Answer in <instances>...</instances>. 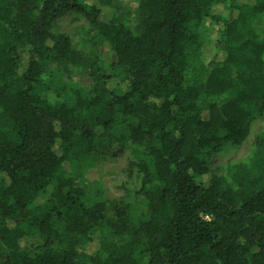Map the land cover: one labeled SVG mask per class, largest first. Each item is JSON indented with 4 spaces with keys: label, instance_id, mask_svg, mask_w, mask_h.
Returning <instances> with one entry per match:
<instances>
[{
    "label": "trees",
    "instance_id": "trees-1",
    "mask_svg": "<svg viewBox=\"0 0 264 264\" xmlns=\"http://www.w3.org/2000/svg\"><path fill=\"white\" fill-rule=\"evenodd\" d=\"M115 1L0 0V264H264V136L232 183L208 162L222 142L243 144L253 109L264 116V34L250 28L264 0H138L133 23L101 21ZM69 12L89 19L110 63L57 30ZM84 67L89 96L54 79ZM96 140L127 155L129 185L87 206L62 175Z\"/></svg>",
    "mask_w": 264,
    "mask_h": 264
},
{
    "label": "rangeland",
    "instance_id": "rangeland-1",
    "mask_svg": "<svg viewBox=\"0 0 264 264\" xmlns=\"http://www.w3.org/2000/svg\"><path fill=\"white\" fill-rule=\"evenodd\" d=\"M82 2V0H79ZM90 4H95L96 0H87ZM138 0H117L114 5L100 6L99 19L103 22H128L133 23L137 15ZM58 31L71 36L78 43L85 54L87 61L92 63L95 59H99L102 64L110 63L112 53L107 43L90 25L89 19L82 14L69 12L63 14L56 21ZM250 28L259 36L264 34V14L257 15L251 22ZM205 27L198 29L199 37H202ZM210 54H214L212 48L208 50ZM21 65L25 66L27 56L21 55ZM93 65V64H92ZM94 67V65H93ZM92 68L84 67L81 71L74 70L70 74L57 73L54 79L67 83L71 90L80 91L83 95L89 96L94 86L92 78ZM190 76H194L192 72H188ZM116 82H119L116 80ZM49 85L52 81L49 80ZM119 85H122L119 82ZM115 92L124 94L125 87L112 85ZM44 99L51 103H71L72 100L57 94L51 89H41L39 93ZM235 91L226 93L221 102L233 98ZM208 103L203 99L199 100V109H206ZM123 129H121L122 132ZM264 136V116L259 114V109H253V118L249 124V132L247 138L240 147H235L231 143L224 141L220 145V149L209 159L210 169L224 175L226 180L232 183L233 167L240 162L246 161L253 153L256 140ZM90 150L78 149L77 152L71 153L69 160L65 163L63 169V177L72 182L73 189L83 191L82 201L91 206L96 201L119 200L125 195L126 185L128 183V166L129 159L126 154H117L115 148H111L107 143H101L99 140L94 141ZM130 203L133 206V212L137 221L143 223L147 220L146 201L142 196L130 194ZM35 240L32 238L25 239L21 245L24 248L33 246ZM145 264V263H144Z\"/></svg>",
    "mask_w": 264,
    "mask_h": 264
}]
</instances>
